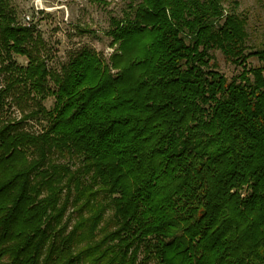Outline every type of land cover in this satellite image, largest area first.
Masks as SVG:
<instances>
[{"label":"trees","instance_id":"16d2710c","mask_svg":"<svg viewBox=\"0 0 264 264\" xmlns=\"http://www.w3.org/2000/svg\"><path fill=\"white\" fill-rule=\"evenodd\" d=\"M223 1L130 3L58 72L0 0V264H264V47Z\"/></svg>","mask_w":264,"mask_h":264},{"label":"rangeland","instance_id":"374dc122","mask_svg":"<svg viewBox=\"0 0 264 264\" xmlns=\"http://www.w3.org/2000/svg\"><path fill=\"white\" fill-rule=\"evenodd\" d=\"M6 11L12 15L20 25L34 28L43 45L42 58L52 71H60L68 65L83 49L95 51L99 56L109 61L110 55L116 50L112 46L110 31L111 19L122 18L128 10L129 4L138 0H107V5L99 4L94 0H2ZM224 9L246 19L247 22V54L264 47V0H224ZM213 60L210 63L219 73L231 81L238 78L246 67L247 70L262 66L256 58H249L245 66L236 65L223 56L220 51H212ZM18 65L26 66L25 57L13 56ZM4 77L0 78V89L4 87ZM53 84H50V89ZM55 99L50 95L43 106L50 110ZM32 107L31 109H33ZM29 111V110H28ZM27 113V112H26ZM2 118L20 122L25 113H22L14 103L5 106L1 112ZM41 119V120H40ZM26 125V129L40 132L45 127V120L40 118ZM72 168L77 166L68 160ZM71 212V210L69 211ZM108 212L107 218L111 217ZM154 264V263H151Z\"/></svg>","mask_w":264,"mask_h":264}]
</instances>
